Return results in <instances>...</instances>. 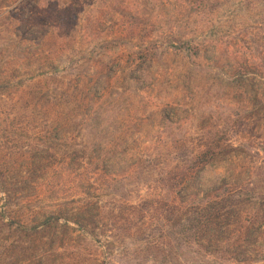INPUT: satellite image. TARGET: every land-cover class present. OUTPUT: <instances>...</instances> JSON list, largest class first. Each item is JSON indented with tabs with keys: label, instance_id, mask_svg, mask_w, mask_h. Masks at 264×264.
<instances>
[{
	"label": "rangeland",
	"instance_id": "1",
	"mask_svg": "<svg viewBox=\"0 0 264 264\" xmlns=\"http://www.w3.org/2000/svg\"><path fill=\"white\" fill-rule=\"evenodd\" d=\"M263 258L264 0H0V264Z\"/></svg>",
	"mask_w": 264,
	"mask_h": 264
},
{
	"label": "built area",
	"instance_id": "2",
	"mask_svg": "<svg viewBox=\"0 0 264 264\" xmlns=\"http://www.w3.org/2000/svg\"><path fill=\"white\" fill-rule=\"evenodd\" d=\"M260 264H264V258L260 261Z\"/></svg>",
	"mask_w": 264,
	"mask_h": 264
},
{
	"label": "trees",
	"instance_id": "3",
	"mask_svg": "<svg viewBox=\"0 0 264 264\" xmlns=\"http://www.w3.org/2000/svg\"><path fill=\"white\" fill-rule=\"evenodd\" d=\"M184 174H185V173H184ZM184 174H183V175H184Z\"/></svg>",
	"mask_w": 264,
	"mask_h": 264
}]
</instances>
